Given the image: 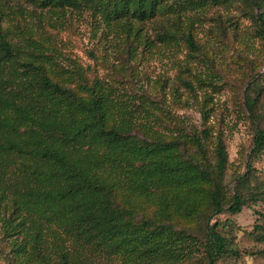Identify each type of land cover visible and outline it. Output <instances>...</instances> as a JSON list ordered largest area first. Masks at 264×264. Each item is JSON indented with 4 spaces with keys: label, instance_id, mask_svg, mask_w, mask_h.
Wrapping results in <instances>:
<instances>
[{
    "label": "trees",
    "instance_id": "obj_1",
    "mask_svg": "<svg viewBox=\"0 0 264 264\" xmlns=\"http://www.w3.org/2000/svg\"><path fill=\"white\" fill-rule=\"evenodd\" d=\"M25 1L62 15L89 10L106 23L122 22L127 34L137 36L140 28L133 20L140 24L158 12L230 0ZM252 4L261 12L251 18L260 21L264 35V5ZM4 7L14 16H23L24 9L8 0L0 3V223L18 264H183L195 254L197 264H221L235 255L211 222L225 211L239 212L245 201L239 186L226 198L222 142L215 144L210 163L206 129L201 137L165 139L146 121L142 133L131 108L99 82L88 85L79 77L71 86L75 77L67 72L64 81L55 79L45 65L52 59L38 43L13 42L23 30L17 23L2 26ZM177 16L173 24L181 26ZM180 29L186 47L197 51L190 28ZM243 97L254 124L251 152L260 154L264 128L256 124V101L248 91ZM119 191L153 197L157 207L140 212L121 202ZM174 215L195 220L199 240L194 230L191 235L188 226L177 225Z\"/></svg>",
    "mask_w": 264,
    "mask_h": 264
},
{
    "label": "rangeland",
    "instance_id": "obj_2",
    "mask_svg": "<svg viewBox=\"0 0 264 264\" xmlns=\"http://www.w3.org/2000/svg\"><path fill=\"white\" fill-rule=\"evenodd\" d=\"M255 2L264 5V0ZM14 4L24 9L23 16H14L4 7L2 26L19 24L23 34L13 42L22 44L29 38L38 43L52 59L53 63L45 65L55 79L64 81L67 72L76 78L71 86L81 81L79 77L88 85L99 82L116 102L131 108L142 133L140 125L146 121L165 139L193 133L201 137L206 129L208 137L202 141L210 163L215 144L222 142L227 154L226 198L239 186L245 201L239 212L225 211L211 221L219 225L235 252L221 264H264V151L251 152L254 124L243 105L248 91L256 101V124L264 128V35L260 21L251 18L252 13L261 12L252 0L158 12L140 24L133 20L134 27L140 28L137 36L132 31L127 34L119 25L122 22L106 23L89 10H65L62 15L25 0H8L9 6ZM177 15L180 28H190L197 51L181 40V29L173 24ZM167 34L176 35V40ZM188 153L195 154L193 148ZM118 199L140 212L150 213L157 207L153 197L137 198L119 191ZM173 221L188 226L191 235L194 230L199 240L195 220L174 215ZM10 241L0 223V264H18ZM197 258L195 254L183 264H197Z\"/></svg>",
    "mask_w": 264,
    "mask_h": 264
}]
</instances>
